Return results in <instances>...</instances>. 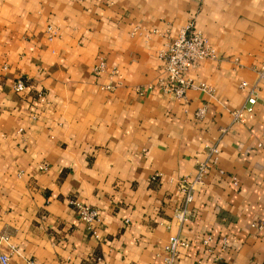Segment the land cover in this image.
Returning a JSON list of instances; mask_svg holds the SVG:
<instances>
[{"label": "crops", "instance_id": "1", "mask_svg": "<svg viewBox=\"0 0 264 264\" xmlns=\"http://www.w3.org/2000/svg\"><path fill=\"white\" fill-rule=\"evenodd\" d=\"M189 21L215 50L190 71L213 95L145 89L164 76L158 50ZM263 53L264 0H0L8 264H166L170 235L205 234L209 251L178 248L171 264H264V79L251 113L242 121L229 113ZM204 145L217 147L216 162L178 225L176 183L194 174ZM73 200L96 209L98 239Z\"/></svg>", "mask_w": 264, "mask_h": 264}, {"label": "built area", "instance_id": "2", "mask_svg": "<svg viewBox=\"0 0 264 264\" xmlns=\"http://www.w3.org/2000/svg\"><path fill=\"white\" fill-rule=\"evenodd\" d=\"M46 34L50 39L54 34V29L46 26ZM158 58L163 62L164 76L159 78L155 84H148L145 89L151 90L154 86L162 95L169 96L174 99H183L187 90H197L206 94L208 97L213 95V89L203 81H196L190 75V71L198 66L202 59H215L216 54L214 48L207 42L206 38L195 28L192 22H188L181 27L177 34L166 41L157 52ZM104 69V64L99 61L94 67L93 72L99 73ZM255 80L251 83L240 81L238 88L245 92L243 103L229 111L233 121H242L246 114L251 113L254 105L257 103V81L264 79V53L260 61L254 68ZM109 86H105L108 88ZM23 84L16 81L13 89L19 92L23 89ZM143 88H137V94H142ZM263 103V101H262ZM205 113V104L201 105L194 111V116L201 119ZM264 137V133L261 134ZM205 158L195 162L194 174L191 177H181L177 180L175 192L182 196V206L174 211L173 218L178 225L186 222L193 213L187 209V205L191 202L194 192L203 183V179L207 170L216 162L217 147L215 145H204ZM45 163L38 165L39 170L46 169ZM75 207L76 214L80 221L85 225L90 236L98 239L97 226L99 217L97 211L90 205L80 203L76 200L70 201ZM264 226V219L257 225L258 228ZM210 235H201L194 239L187 240L178 235H170L164 246L168 257L166 264H171V260L178 248L186 249L189 246L200 247L203 251H209ZM223 245L227 242L223 239ZM0 264H8V255L0 252ZM32 264V263H31ZM90 264V263H85ZM99 264V263H94ZM195 264H201L197 262Z\"/></svg>", "mask_w": 264, "mask_h": 264}]
</instances>
